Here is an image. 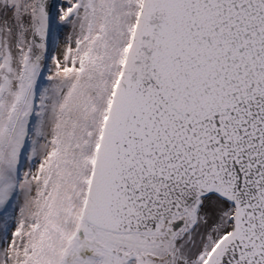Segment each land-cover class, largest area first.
Returning <instances> with one entry per match:
<instances>
[{
  "label": "snow or ice",
  "instance_id": "obj_1",
  "mask_svg": "<svg viewBox=\"0 0 264 264\" xmlns=\"http://www.w3.org/2000/svg\"><path fill=\"white\" fill-rule=\"evenodd\" d=\"M0 264H264V0H0Z\"/></svg>",
  "mask_w": 264,
  "mask_h": 264
},
{
  "label": "rangeland",
  "instance_id": "obj_2",
  "mask_svg": "<svg viewBox=\"0 0 264 264\" xmlns=\"http://www.w3.org/2000/svg\"><path fill=\"white\" fill-rule=\"evenodd\" d=\"M67 31H68V29H65V30H64V34H66V33H67Z\"/></svg>",
  "mask_w": 264,
  "mask_h": 264
}]
</instances>
